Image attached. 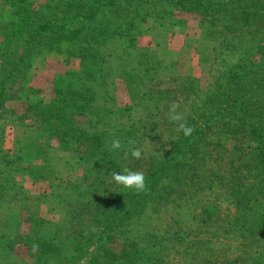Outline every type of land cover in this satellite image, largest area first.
I'll return each mask as SVG.
<instances>
[{"label":"rangeland","instance_id":"obj_1","mask_svg":"<svg viewBox=\"0 0 264 264\" xmlns=\"http://www.w3.org/2000/svg\"><path fill=\"white\" fill-rule=\"evenodd\" d=\"M90 1L0 0V68L15 72L12 68L25 56L28 32L21 28L23 7L31 12L32 21L34 13L48 20H61L85 9ZM246 2L249 12L257 9L258 0ZM150 12L137 21L133 33V43L150 51L138 54L133 77L111 79L113 83L105 90L92 93V105L100 110L141 104L132 112L133 123L139 129L135 142L129 139V143L114 129L108 131V146L121 138L124 151H130L133 143L142 150L140 159L129 154L119 157L121 170L116 173L125 168L145 173L170 151L172 121L165 111L168 105L179 103L178 111L186 117L192 103L202 100L214 86L213 80L223 82L222 75L233 69L237 55L247 54L254 65L253 60L264 51V20L258 31L252 30L243 47L225 49L226 60L221 64L212 53L213 44L201 36L205 25L200 15L168 5ZM81 54L78 47L66 44L38 51L25 60L27 65L23 62L27 69L16 76L23 82L15 85V96L0 105V264H34L37 251L29 247L33 243L39 245L43 264H254L264 242L243 240L235 231L237 208L223 187L240 177L236 163L242 164L245 158L233 155L235 141L222 142L216 135L211 139L219 147L215 145L205 163L204 170H208L198 181L196 194L189 197L181 186L173 187L168 198L156 205L137 212L135 207L122 211V206L115 213L117 219L122 215V225L99 243L101 227L93 207L118 198L126 189L116 185L112 175L98 173L101 170L95 165H79L80 154L61 150L65 148L60 145L63 143L51 140L50 133L39 134L37 124L31 121L32 113L18 123L29 105L50 104L58 88L75 87L87 80V76L75 84L73 80L78 71H87L86 62L81 66ZM134 57L125 56L123 65L134 61ZM261 66L264 74V57ZM253 80V75L247 77L248 82ZM190 86H197V97ZM247 86H257V82ZM142 90L150 94L151 101L146 97L140 102ZM247 100L252 104L257 100L256 93L248 94ZM109 156L114 159L118 155ZM210 172L217 177L208 179ZM210 205L215 215L207 218L204 211ZM45 242L52 249L44 247ZM130 250L139 252L136 260L123 261L122 253Z\"/></svg>","mask_w":264,"mask_h":264},{"label":"trees","instance_id":"obj_2","mask_svg":"<svg viewBox=\"0 0 264 264\" xmlns=\"http://www.w3.org/2000/svg\"><path fill=\"white\" fill-rule=\"evenodd\" d=\"M87 3L85 9L61 20H48L39 13H34L35 20L32 21L31 12L23 7L21 28L28 32L24 45L25 56L12 68H15V72L9 73L0 68V73H9L7 76H0V105L12 100L17 92L15 85L23 82V79L17 80L16 76L18 72L22 73L27 69V66L22 65L23 62L27 65L25 60H30L40 50L53 49V46L60 44L78 47L82 53L79 56L81 66L86 62L87 71L75 73L74 84L86 76L87 80L80 81L75 87L58 88L50 104L29 105L26 114L19 117L18 123L27 119L28 113H32L31 121L37 124L39 134L50 133L51 140L63 143L60 145L65 148L61 150L80 154L77 159L79 165H95L101 170L98 173L104 175L120 171L119 157L125 154L121 138L120 150L113 151L108 146V131L114 129L117 133H122L126 141L130 139L135 142L139 129L133 123L132 112L141 104L133 102L135 104L125 109L100 110L92 105V93L94 90H105V87L113 83L111 79L114 81L133 77L138 54L150 52L138 48L132 41L137 21L147 17L150 11L161 5L194 11L201 16L205 25L201 34L203 40L213 44L212 53L223 64L226 60L225 49L243 47V42L248 40L252 30L258 31V25L264 20V0H258L254 12H249L246 0H91ZM133 55L135 62L123 65L125 56ZM240 55L236 56L233 69L222 75L223 82L213 80L211 85L214 86L209 87L204 98L198 103H192L191 113L184 117L186 123L194 128L191 136L185 137L183 133H177L172 122L169 130L170 151L144 173L146 190L137 193L126 189L118 198L93 207L101 227L99 243L104 235L122 225V215L119 216L120 219L115 216L122 206V211L135 207L134 212H137L150 204L156 205L161 199L168 198L173 187L176 189L181 186V190H185L189 197L196 194L198 181L204 179L208 170H204L205 163L215 145L219 147L211 139L215 135L222 142L235 141L237 145L233 149V155L245 158L242 164L236 163L240 177L223 186L229 191L237 208L233 224L235 231L243 240L253 238L264 242V74L260 72L264 51H260L259 59L253 60L254 65L247 54ZM250 75L254 77L253 83L247 81ZM256 82L257 86H247L256 85ZM190 91L197 97V86H190ZM254 92L257 100L250 104L248 94ZM141 94L140 102L146 97L147 101L152 100L149 93L142 90ZM169 108L168 105L165 111L169 112ZM132 147L136 148V145L133 143ZM110 153L118 156L110 158ZM128 154L131 156L130 151ZM213 174L214 172H210L208 179L217 177ZM165 181L174 185L166 186ZM212 208L213 205L205 208L207 218L215 215ZM29 247L32 248V244ZM44 247L52 249L53 246L45 242ZM0 249L3 250L2 247ZM55 253L59 254L57 249ZM138 254V251H124L121 259L125 262L135 261ZM262 260L264 261V244L258 259L253 263L260 264ZM40 261L38 250L34 264H43Z\"/></svg>","mask_w":264,"mask_h":264},{"label":"clouds","instance_id":"obj_3","mask_svg":"<svg viewBox=\"0 0 264 264\" xmlns=\"http://www.w3.org/2000/svg\"><path fill=\"white\" fill-rule=\"evenodd\" d=\"M180 105L179 103L173 102L169 108V119L175 125V131L177 133H183L185 137H189L194 132V128L188 125L185 121L183 113L179 112ZM129 143H132L129 141ZM122 148V144L119 138L114 139L111 143V149L113 151L120 150ZM130 154L135 159H140L142 156V150L140 148H132L130 150ZM128 155V151H125V156ZM112 180L116 185L122 186L125 189H131L137 193L144 192L146 190V181L145 175L142 171H131L127 168L123 170V172H113ZM39 249V245L33 243L32 251L36 252Z\"/></svg>","mask_w":264,"mask_h":264}]
</instances>
